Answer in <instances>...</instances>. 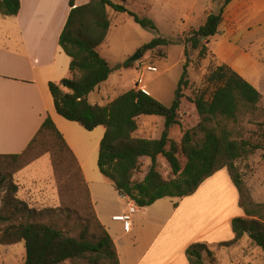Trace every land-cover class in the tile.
<instances>
[{
    "label": "trees",
    "instance_id": "obj_1",
    "mask_svg": "<svg viewBox=\"0 0 264 264\" xmlns=\"http://www.w3.org/2000/svg\"><path fill=\"white\" fill-rule=\"evenodd\" d=\"M90 0L77 7L70 0L71 11L60 36L59 44L71 59L70 76L51 82L49 89L56 112L67 121L74 122L88 132L99 127L106 132L100 144L98 167L120 196L130 197L139 208L153 205L165 198L185 199L193 196L201 185L216 173L227 170L239 195V206L245 218H234L231 229L234 239L221 243L219 248H229L248 235L251 242L262 249L264 261V204L255 203L246 187L236 162L264 146L236 135L231 125L246 116L262 117V94L227 65L211 72L209 83L214 90L209 98L195 96L189 101L199 115L198 126L186 132L180 143L169 136L171 128L180 125L183 86H188V48L199 51V59L207 56L209 40L218 35L226 8L234 0L219 2L217 12H210L205 24L193 30L185 39L184 72L178 84L175 100L170 106L161 103L137 87L123 93L108 105L90 101V95L108 81L113 73L100 49L108 41L112 26L109 11L129 14L144 28L156 30L155 25L130 12L128 0ZM21 0H0V15L15 17L19 14ZM174 44L166 38H157L145 44L146 53L159 47ZM129 60L122 68H131ZM159 117L164 120V131L158 139L139 137V119ZM263 128L264 121L259 124ZM48 134L58 147L59 160L66 158L78 168L74 154L62 134L48 117L28 148L18 155L0 156V193L4 203L14 206L21 218L0 215V245L25 246L24 264H120L112 237L92 213L79 237H71L55 226L35 220L41 213L31 210L15 199L18 187L14 175L45 154L37 153L40 138ZM151 165L141 181L135 180L141 170L142 159ZM159 159H164L172 172V179H165L159 172ZM61 164V165H63ZM55 166V165H54ZM13 200V201H12ZM16 201V203H13ZM28 214V218L25 217ZM189 264H218L216 255L207 243H195L186 250Z\"/></svg>",
    "mask_w": 264,
    "mask_h": 264
},
{
    "label": "rangeland",
    "instance_id": "obj_2",
    "mask_svg": "<svg viewBox=\"0 0 264 264\" xmlns=\"http://www.w3.org/2000/svg\"><path fill=\"white\" fill-rule=\"evenodd\" d=\"M116 2L122 4L121 0ZM128 2L129 11L151 21L156 30L140 26L128 13L116 14L109 11L112 26L108 41L101 47L100 53L109 62L113 73L102 85V90L91 95L90 101L104 106L137 87L144 88L149 95L170 106L175 100V93L187 61L185 39L191 31L199 30L205 24L210 12H217L219 2L214 0H128ZM234 6L243 9L241 21L235 26L228 22L217 36L209 40L207 56L204 59H199V51L187 49L188 86H183L185 98L179 113L180 125L169 131L170 138L178 143L186 132L194 130L200 122L196 108L189 99L200 95L210 97L214 87L208 81L209 76L221 65L229 66L262 94L259 108L264 109V0L252 2L237 0ZM157 38H166L174 44L142 52L141 48L145 44ZM139 51L142 57L132 62L131 68L121 67ZM148 67H155L158 72H149ZM142 75L145 78L140 85ZM263 121L264 115L246 116L237 124H232L231 128L238 137L264 146V132L259 125ZM138 122V135L143 138L158 139L165 128L164 120L159 117H142ZM50 151L55 155L54 165L59 190L66 202L59 209L38 211L41 213L35 220L51 224L71 237H79L88 221L93 220L92 213L96 214L88 185L69 158L65 159L64 164L61 163L58 147L54 146V140L46 134L40 138L36 152ZM45 160L47 162V159H44L40 163L43 166L41 169L43 173L49 168ZM150 165V159H142V167L135 180H143ZM236 166L250 191L252 200L264 204V150L238 160ZM159 172L165 179L173 178L171 169L164 159H159ZM214 177V181L208 184L211 186L203 192L204 196L209 198L206 201V208L211 211L212 216L216 210L215 215L220 217L242 213L238 205V193L228 171H219ZM122 199L123 196L119 201L121 206L127 208V201ZM28 216L25 215L26 218ZM216 226L215 223H211L210 226L211 234L214 236ZM226 230L232 234L231 224ZM224 231L225 227L221 232ZM209 247L214 251L218 264H264L262 249L255 246L247 236L229 248ZM25 256L24 244L0 245V264H24Z\"/></svg>",
    "mask_w": 264,
    "mask_h": 264
},
{
    "label": "crops",
    "instance_id": "obj_3",
    "mask_svg": "<svg viewBox=\"0 0 264 264\" xmlns=\"http://www.w3.org/2000/svg\"><path fill=\"white\" fill-rule=\"evenodd\" d=\"M236 1L226 8L219 32L228 22L235 26L241 21L243 9L234 6ZM89 2L75 0V5ZM70 11V0H21L17 16L0 15V156L22 154L50 117L75 156L96 215L115 243L120 264H189L186 250L192 244L219 248L221 243L232 241L233 231L230 234L226 229L234 218L245 215L239 206L242 213L220 217L215 215L216 210L212 216L206 208L209 198L203 192L215 175L191 197L165 198L149 207H138L129 231L112 220L125 214L127 208L121 206V196L98 167L106 130L99 127L88 132L61 117L49 89L51 82L70 76L71 59L59 44ZM102 85L95 92H100ZM44 159L49 167L46 173L41 171ZM57 178L52 156L45 154L14 175L18 187L15 199L31 210L61 208L66 200ZM4 197V192L0 193V215L21 218L14 206L4 203ZM211 223L217 224L215 236L211 234Z\"/></svg>",
    "mask_w": 264,
    "mask_h": 264
},
{
    "label": "built area",
    "instance_id": "obj_4",
    "mask_svg": "<svg viewBox=\"0 0 264 264\" xmlns=\"http://www.w3.org/2000/svg\"><path fill=\"white\" fill-rule=\"evenodd\" d=\"M149 72L152 73H156L158 72L157 68L155 67H148L147 68ZM144 78L145 76L142 75L140 80H139V84L142 85L144 82ZM143 92L147 93L146 90H144V88L141 89ZM123 200L127 201V212L125 214H120L117 216L112 217V220L114 222H120L123 224L124 226V230L125 231H129L130 227H131V223H132V219L134 214L137 212L138 210V206L136 205V203L128 196H123Z\"/></svg>",
    "mask_w": 264,
    "mask_h": 264
},
{
    "label": "water",
    "instance_id": "obj_5",
    "mask_svg": "<svg viewBox=\"0 0 264 264\" xmlns=\"http://www.w3.org/2000/svg\"><path fill=\"white\" fill-rule=\"evenodd\" d=\"M141 57H142V54H141V52L139 51V53H138L135 57H133L130 61H131V62H136V61H138ZM247 236H248V235H247Z\"/></svg>",
    "mask_w": 264,
    "mask_h": 264
}]
</instances>
